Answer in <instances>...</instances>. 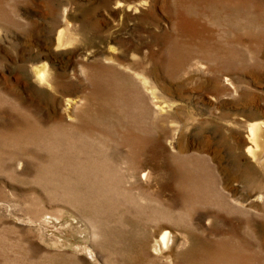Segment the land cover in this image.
I'll list each match as a JSON object with an SVG mask.
<instances>
[{"label": "rangeland", "instance_id": "1", "mask_svg": "<svg viewBox=\"0 0 264 264\" xmlns=\"http://www.w3.org/2000/svg\"><path fill=\"white\" fill-rule=\"evenodd\" d=\"M112 1L0 0V83L13 98L0 93V264H264V178L237 171L223 144L235 124L243 139L240 116L264 112V0ZM65 15L80 39L55 49ZM44 61L81 101L67 107L39 82ZM94 65L123 89L86 100ZM149 75L165 107L151 105ZM36 119L58 138L18 135ZM207 141L235 173L236 204L183 180L198 161L215 179ZM162 228L186 237L171 255L156 248Z\"/></svg>", "mask_w": 264, "mask_h": 264}, {"label": "bare ground", "instance_id": "2", "mask_svg": "<svg viewBox=\"0 0 264 264\" xmlns=\"http://www.w3.org/2000/svg\"><path fill=\"white\" fill-rule=\"evenodd\" d=\"M149 2L150 0H139V2L129 3L125 0H117L112 1V4L115 3L119 8L127 6L128 9H138L139 6L147 4ZM69 14H72V12ZM67 19L68 17L65 15V21L61 23V25L58 27H63L62 31H59V37L62 38V35L64 36V43L60 42L59 45L61 46H58L57 49H65L68 47L76 46L80 39V25L71 22L72 20ZM56 36L57 32H55L53 38L54 42L56 41V39H58V37L56 38ZM101 55L104 59L107 58L104 53H101ZM92 64L97 63H91V65ZM86 67L88 68L89 66ZM90 67L91 70L89 86H85V89H82L81 87H79L78 89V91L85 90V93L86 90H88L86 95H84V98H86V100L88 97L92 100L104 99L103 97L112 98L114 95L117 94V91L123 89V84L120 83L117 87H115V92L110 91V88H112L113 84L109 82L107 78H105L107 76V69H102L96 67L95 65ZM33 69L35 72V76L38 78L39 82L43 85H46V87L52 89L53 93H55L56 99H65L67 107H70L71 105L78 103V101H81L80 99L78 100L71 96L68 97L69 95L65 93L61 95L62 91H64L63 87L67 86L70 88V86L73 85L74 82L64 81V75L59 74L53 67H51V65H49L48 61H44L42 62V64H36ZM82 71L85 72V67L82 69ZM153 72H155V70H153ZM120 80L122 81L124 79L121 78ZM139 80L143 82L146 88L148 89L147 92L152 99L151 105L155 108L165 107L166 105H162L164 101L156 100L157 87L159 82L155 80V76L152 75V77H150L149 75L145 78L143 76H140ZM14 85H16V83ZM0 93L4 96H7L9 99H13L7 95L6 88L3 86L2 82L0 83ZM21 103L22 102L20 101L19 104L22 105ZM36 122L38 123V125H23V129H19L20 132L18 133V135L24 136L30 134L28 138L32 136H38L39 139L43 138V141H45L46 137L42 134V132H45V134H49V137L45 142H38L42 145L48 143V140L53 136L55 137V139L58 138V134L52 131L53 126L43 127V125L40 124V121L38 119H36ZM237 124L239 128H241V130L243 131L244 137L240 141L237 140L236 131L234 130L236 124L228 130L230 136L229 138L231 139L230 143H228L227 141L223 142V144L226 146L228 154L230 155L228 162L239 172H245L249 175H253V173L257 172L262 178H264V112L261 118L255 119L240 116L239 120H237ZM58 130L59 137L63 140L68 138V136L72 134L69 129L67 131H65L64 129L63 131L62 128L59 127ZM91 135L94 138L100 137V134L98 132H94ZM53 144L57 145V141ZM77 146L79 148H82L80 143H78ZM46 147L53 150L52 146ZM185 153H187V151H185ZM201 156L202 163H204V165L208 164L209 167L213 169V172H215V179H210L208 174L202 175L199 170L201 162L198 161L196 163L197 168L190 170V172L186 171L189 173H185L183 175V180L186 181L188 184L192 185L193 187L197 186L200 189L201 193L209 191L212 185L215 184L219 187L220 191L224 194L227 200H229V202H232V204H236L234 203L237 192V188L234 185L236 177L234 172H230L228 167L230 166L229 163H224V156L217 155L216 149H214L213 147L211 148V144L209 141H207V143L205 144ZM241 161H246V163L243 164ZM48 165H53V163H50ZM143 165L144 168H146L144 170V177L148 181V178L151 176L152 172L150 168H148L147 163H143ZM136 170L138 171V167H136ZM57 183H60L62 185L60 181H58ZM146 187L149 188V185ZM262 199L264 200V196ZM251 203H253V201ZM243 206L245 209L249 210L251 207H253V204H244ZM256 223L259 227H262L264 226V219L256 220ZM184 242H186L185 236L181 237L180 235H175L172 230L168 228H162L160 233L158 234V245L156 246V248L161 254L171 255L175 247H181Z\"/></svg>", "mask_w": 264, "mask_h": 264}, {"label": "water", "instance_id": "3", "mask_svg": "<svg viewBox=\"0 0 264 264\" xmlns=\"http://www.w3.org/2000/svg\"><path fill=\"white\" fill-rule=\"evenodd\" d=\"M62 29H63V27H60L58 30H57V36H56V38L58 37V39H56V41H55V45H54V48L55 49H57V47L58 46H61V45H59V43L61 42V43H64V40H63V35H62V38H60L59 37V34H60V32L62 31ZM60 31V32H59ZM63 46V45H62Z\"/></svg>", "mask_w": 264, "mask_h": 264}]
</instances>
